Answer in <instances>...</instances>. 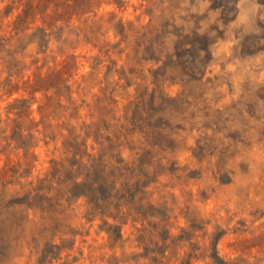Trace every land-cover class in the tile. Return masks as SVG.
<instances>
[{"label":"rangeland","instance_id":"obj_1","mask_svg":"<svg viewBox=\"0 0 264 264\" xmlns=\"http://www.w3.org/2000/svg\"><path fill=\"white\" fill-rule=\"evenodd\" d=\"M26 1L0 0V264H264V0L51 3L16 28ZM73 137L140 173L145 216L16 201Z\"/></svg>","mask_w":264,"mask_h":264},{"label":"trees","instance_id":"obj_2","mask_svg":"<svg viewBox=\"0 0 264 264\" xmlns=\"http://www.w3.org/2000/svg\"><path fill=\"white\" fill-rule=\"evenodd\" d=\"M87 2L88 0H27L23 13L15 20V27L18 28L29 15H34L37 10H41L42 7L45 8L51 3L56 8H60L62 13L70 15L81 10ZM69 67L70 62L66 61L59 68L51 69L45 74L36 72L33 80L31 82L26 80L25 84L33 91L48 88L51 85L58 87L59 82L63 80V74L69 70ZM51 99L52 96L47 95L46 101L39 106L43 112H46L51 105ZM15 107L19 108L16 111L18 116L26 114V105ZM21 134L20 125L16 124L11 137L17 136L18 138ZM75 137L71 138L72 141L67 142L68 147L65 149V152L70 153V156L53 160L51 170L44 177L38 179L36 184L26 189L16 201L25 202L30 207L39 206L40 210L50 213L51 208L57 203L55 201L57 193L64 188L63 192H68V196H85L90 213L98 211L104 214L107 211L111 212L114 208L115 217H120L130 214L134 208L136 212L145 216L146 206L142 203L135 204L134 201L135 193L145 185V180L139 176L140 173L134 177L132 168L127 164L120 163L122 162L121 158L113 157L114 162L111 163L103 157V154L94 155L86 152L81 149V143ZM85 154L87 159H84ZM8 169L13 168L9 167ZM52 190H55V194L51 193ZM123 206L126 210L121 209ZM51 217L48 215L47 220ZM118 235L121 233L118 232ZM60 248L57 244L46 243L41 254L42 260L57 257Z\"/></svg>","mask_w":264,"mask_h":264}]
</instances>
